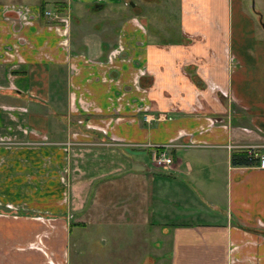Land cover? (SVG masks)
Instances as JSON below:
<instances>
[{
    "label": "crops",
    "instance_id": "crops-1",
    "mask_svg": "<svg viewBox=\"0 0 264 264\" xmlns=\"http://www.w3.org/2000/svg\"><path fill=\"white\" fill-rule=\"evenodd\" d=\"M45 1L0 0V264H50L34 240L68 264L72 229L145 240L142 264H264V169L229 164L264 154L260 10L180 0L159 42L125 0Z\"/></svg>",
    "mask_w": 264,
    "mask_h": 264
},
{
    "label": "rangeland",
    "instance_id": "rangeland-1",
    "mask_svg": "<svg viewBox=\"0 0 264 264\" xmlns=\"http://www.w3.org/2000/svg\"><path fill=\"white\" fill-rule=\"evenodd\" d=\"M45 2L47 9L52 10V1L47 0ZM125 2L127 5L125 4L123 6V2H120L119 4H113L111 6L113 9L119 10V12H124L129 10V4H135L139 7L141 11L140 19L146 21V26L148 24L156 27L159 26V42L160 40L171 42L173 39H177V36H179L180 0H125ZM255 3L256 5L254 4L253 0H244L243 8L249 12L252 8H257L260 10L262 19L261 24H259L258 27H261L262 25L264 28V0H256ZM108 7L109 6L105 7L104 12L95 13L89 18H94L96 20L105 18L107 10L109 9ZM71 13L73 16L78 17L77 14L74 15L73 6H71ZM7 210L8 209H0V214L13 212L11 210ZM76 232V229H72L70 234L71 246L68 247V264H128V261H130L131 264H142V261L140 262L142 257L139 254L144 253L146 246L145 240L142 242L137 241L136 243V241L133 239L140 238L133 237L131 234L129 235L130 238H132L131 240H121V237H118L114 240H109L107 238H91L88 235H84L83 239L81 240L82 243L79 244L74 239ZM116 235L120 236L122 234L116 233ZM33 242L36 244L32 247L38 251H41V254H43V257H45L44 259L47 263L53 264L51 261H49L48 254L43 248V241L34 240ZM150 246H152V244H150ZM152 250H154V244ZM123 251L124 254L122 253ZM125 254H127V259H124ZM113 260L116 261L113 263Z\"/></svg>",
    "mask_w": 264,
    "mask_h": 264
},
{
    "label": "built area",
    "instance_id": "built-area-1",
    "mask_svg": "<svg viewBox=\"0 0 264 264\" xmlns=\"http://www.w3.org/2000/svg\"><path fill=\"white\" fill-rule=\"evenodd\" d=\"M43 16L47 20H51V21L56 20L58 22H64L63 19H61L57 16V14H55L54 12L48 11V10L43 12ZM141 119L145 123H150L151 121H159L161 119H164V117L161 114L154 116L152 114L143 113V115L141 116ZM167 147H169V145H166L165 147H163V149L167 148ZM226 148H227V150H232V149L237 148V147L227 145ZM255 150H256L255 147L252 146V147H245L244 149L238 150V151H245L247 156H249L253 160H255V164L252 165V167H255L258 169H264V154L260 155V154L256 153ZM152 162L155 166L167 167L171 164V158H170V156H167L164 152H159V153L152 156Z\"/></svg>",
    "mask_w": 264,
    "mask_h": 264
},
{
    "label": "trees",
    "instance_id": "trees-1",
    "mask_svg": "<svg viewBox=\"0 0 264 264\" xmlns=\"http://www.w3.org/2000/svg\"><path fill=\"white\" fill-rule=\"evenodd\" d=\"M229 164L233 167H247L255 164V160L247 156L245 151H233L229 156Z\"/></svg>",
    "mask_w": 264,
    "mask_h": 264
}]
</instances>
